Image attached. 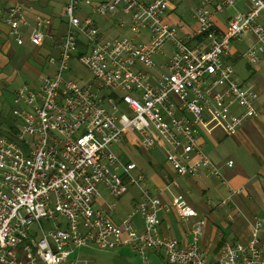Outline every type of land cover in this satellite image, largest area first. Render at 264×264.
Returning a JSON list of instances; mask_svg holds the SVG:
<instances>
[{
  "label": "built area",
  "instance_id": "built-area-1",
  "mask_svg": "<svg viewBox=\"0 0 264 264\" xmlns=\"http://www.w3.org/2000/svg\"><path fill=\"white\" fill-rule=\"evenodd\" d=\"M169 1L67 0V30L55 45L57 57L48 58L52 73H41L35 87L23 84L17 89L15 129L0 133V264H64L75 249L89 245L102 250L128 245L143 264L151 250H161L168 264H207V250L196 243L201 222L186 246L162 237L161 199L145 175L134 172L135 163L122 161L113 145L134 133L146 150L160 146L177 175L205 173L224 180L198 142L196 125L234 131L256 115L258 92L236 79L228 56L232 40L251 36L244 59L252 67L264 59V0H248L249 8L236 11L224 31L213 22L211 1L202 0L194 16L205 41L195 46L164 18ZM234 4L221 0L215 9ZM80 5L92 6L102 17L121 10L127 19L120 25L129 21L132 35L101 38L91 17H78ZM3 22L17 41L26 25L31 43L39 45L48 36L40 30L43 23H28L20 3L4 12ZM145 29L149 41L135 42ZM79 33L87 42L84 51H78ZM166 44L171 55L150 80L157 66L154 56L164 54ZM73 59L89 74L88 83L66 78ZM118 100L133 113L123 124L116 115ZM233 163L228 160L226 165ZM100 184L112 199L107 209L95 204ZM130 185L140 189L133 211L142 218L140 231L132 224V214L119 224L109 216ZM229 190L232 195L244 188ZM172 203L182 219L197 215L181 194ZM45 220L53 223L47 230ZM260 228L257 222L248 241H224L216 264H264Z\"/></svg>",
  "mask_w": 264,
  "mask_h": 264
},
{
  "label": "crops",
  "instance_id": "crops-1",
  "mask_svg": "<svg viewBox=\"0 0 264 264\" xmlns=\"http://www.w3.org/2000/svg\"><path fill=\"white\" fill-rule=\"evenodd\" d=\"M101 1V0H96ZM152 2L154 0H143ZM213 22L222 31L227 28L231 17L238 10L249 8L248 0H235L233 7L222 11L215 9L221 0H210ZM202 0H170L164 18L177 27L179 35L192 46L205 41L198 34V21L194 10ZM20 3L30 25L43 23L40 30L48 34L41 44L35 45L29 40L30 26L21 28L22 40L17 41L9 33L3 22L4 12L12 5ZM67 0H0V108L4 105L6 92L27 84L35 87L41 73H52L48 64L50 56L57 57L55 47L66 33L67 21L65 6ZM80 19L91 17L98 27L103 39H116L131 36L130 22L125 26L120 21L127 19L121 10L115 15L99 16L89 5H80L77 10ZM49 20V23L44 22ZM150 32L142 30L135 38L137 43L149 41ZM238 41V42H237ZM252 37L246 36L234 40L228 60L233 64L236 79L245 85H252L258 92L256 102L257 113L245 120L241 127L234 131L220 126L204 127L196 125L199 132L198 142L211 160L220 167L224 180L205 173L199 175L179 176L164 150L156 146L146 150L137 134H126L119 143L113 145L124 162H134V172H141L146 177L150 190L162 201L163 208L159 212L160 225L158 231L162 237H174L179 245H188L194 241L193 229L201 222V233L196 243L208 252L207 264H216L224 241H248L257 222L261 223L258 233L264 251V59L255 67L249 65L243 53L252 43ZM78 51L86 50V39L79 33ZM162 58L165 62L171 55L170 44H166ZM160 63V62H159ZM157 63L150 71V80H154L161 70ZM81 67L72 60L71 69L65 73L79 84H86L90 77L80 73ZM192 118L188 112L185 113ZM233 160V166L226 162ZM175 181L177 184H174ZM243 187L241 193L230 195L229 187ZM99 193L95 198L98 207L107 209L112 201L103 185L98 186ZM177 194L183 195L186 202L196 210L197 215L182 219L174 207L172 200ZM223 204H220L222 200ZM140 198V189L130 185L128 192L118 201L111 219L119 224L122 219L132 214V224L140 231L143 221L140 214L133 211ZM64 264H143L141 257L128 245L116 246L110 250H102L94 246L75 249ZM147 264H168L161 250L148 253Z\"/></svg>",
  "mask_w": 264,
  "mask_h": 264
},
{
  "label": "rangeland",
  "instance_id": "rangeland-1",
  "mask_svg": "<svg viewBox=\"0 0 264 264\" xmlns=\"http://www.w3.org/2000/svg\"><path fill=\"white\" fill-rule=\"evenodd\" d=\"M245 37H242V39L245 38ZM235 40H238V39H235ZM233 41L234 40L231 41V44H233ZM154 59H155L156 63H159V62L163 63L166 60V58H162L161 54H156L154 56ZM80 73L81 74L84 73V74L89 76V74L83 68L80 69ZM65 76H67V74ZM17 89H16V91H17ZM14 95H15V93H13V90H10V91L6 92V95H4V98H5L4 105L0 108V123L3 124L2 129L6 130V131H7V129H9V127H7L6 124L11 125V126L12 125L15 126L16 117L13 114V109L15 108L16 105H15V103L13 101ZM132 114H133L132 111L127 107L126 104H124L120 100L117 101V113H116V115H117V117L119 119L118 122L120 124H123L126 121L127 116L132 115ZM5 122H6V124H5ZM58 222H61V221L59 220ZM42 224H43L42 225L43 228L46 229V230L50 226L53 225L52 222H49L47 220L43 221Z\"/></svg>",
  "mask_w": 264,
  "mask_h": 264
},
{
  "label": "trees",
  "instance_id": "trees-1",
  "mask_svg": "<svg viewBox=\"0 0 264 264\" xmlns=\"http://www.w3.org/2000/svg\"><path fill=\"white\" fill-rule=\"evenodd\" d=\"M15 122H16V121H15ZM5 124H6V122H5ZM2 126H3V124L0 123V133H1V134L9 135V134L12 133V132L14 131V129H15V126H14V125L11 126V125L6 124V126L9 127V129H7V131H6V130H3V129H2Z\"/></svg>",
  "mask_w": 264,
  "mask_h": 264
}]
</instances>
